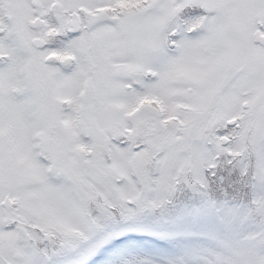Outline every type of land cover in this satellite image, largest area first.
<instances>
[{
	"label": "snow or ice",
	"instance_id": "obj_1",
	"mask_svg": "<svg viewBox=\"0 0 264 264\" xmlns=\"http://www.w3.org/2000/svg\"><path fill=\"white\" fill-rule=\"evenodd\" d=\"M0 264H264V0H0Z\"/></svg>",
	"mask_w": 264,
	"mask_h": 264
}]
</instances>
